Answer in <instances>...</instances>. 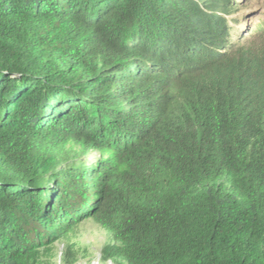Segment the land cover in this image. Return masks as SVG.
I'll use <instances>...</instances> for the list:
<instances>
[{"label": "trees", "instance_id": "trees-1", "mask_svg": "<svg viewBox=\"0 0 264 264\" xmlns=\"http://www.w3.org/2000/svg\"><path fill=\"white\" fill-rule=\"evenodd\" d=\"M250 2L0 0V264L55 262L88 219L117 264H264Z\"/></svg>", "mask_w": 264, "mask_h": 264}, {"label": "rangeland", "instance_id": "rangeland-1", "mask_svg": "<svg viewBox=\"0 0 264 264\" xmlns=\"http://www.w3.org/2000/svg\"><path fill=\"white\" fill-rule=\"evenodd\" d=\"M241 9L234 17L241 19V29H243L241 35L250 36V33H255L264 24V0H251L248 6H242ZM247 41L249 42L250 40L247 38ZM97 159L94 157L71 160L55 168L63 170L71 165H82L88 160ZM64 172H59V176L65 181L83 184L88 182V178L78 180V178L69 174L68 170ZM114 235L115 232L100 228L92 219L83 221L75 228L68 241L59 242L55 246V254L58 256V260L51 264H70L69 247L76 251L77 261L75 264H117L116 257H104L103 254V250L106 248L108 250L110 246L116 244L113 241Z\"/></svg>", "mask_w": 264, "mask_h": 264}]
</instances>
